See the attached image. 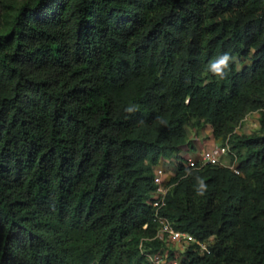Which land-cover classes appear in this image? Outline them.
Here are the masks:
<instances>
[{
	"label": "trees",
	"instance_id": "1",
	"mask_svg": "<svg viewBox=\"0 0 264 264\" xmlns=\"http://www.w3.org/2000/svg\"><path fill=\"white\" fill-rule=\"evenodd\" d=\"M165 161L180 264H264V0H0V264H150Z\"/></svg>",
	"mask_w": 264,
	"mask_h": 264
},
{
	"label": "built area",
	"instance_id": "2",
	"mask_svg": "<svg viewBox=\"0 0 264 264\" xmlns=\"http://www.w3.org/2000/svg\"><path fill=\"white\" fill-rule=\"evenodd\" d=\"M258 121L259 111L247 114L242 120H251V116ZM241 122V123H242ZM241 123L237 126L239 129ZM236 129V130H237ZM187 164L193 168H199L205 164L220 165L231 169L238 174L236 167V155L231 149L228 139L224 143L212 142L201 149L195 158H187ZM165 169L157 164L153 170V181L155 188L150 192L148 203L155 209L154 220L157 223L153 239L162 242V247L153 252H145L150 264H180L182 254L189 245H195L199 253L204 254L210 251L214 238L209 236L198 239L193 234L175 228L172 222L160 215L159 209L165 204V196L170 189V184L165 180Z\"/></svg>",
	"mask_w": 264,
	"mask_h": 264
},
{
	"label": "rangeland",
	"instance_id": "3",
	"mask_svg": "<svg viewBox=\"0 0 264 264\" xmlns=\"http://www.w3.org/2000/svg\"><path fill=\"white\" fill-rule=\"evenodd\" d=\"M250 118L251 120L248 119L241 123L239 129L237 130L238 133L248 134L257 130L259 123L258 121H256V117L252 115ZM208 130H209L208 128H205L199 133H194V130L192 128H187L188 134L191 138L192 148L185 147L182 152L183 157H185L186 159L195 158V156H197L198 152L201 149L206 147L208 144L214 142V140L213 141L211 140ZM178 160H179L178 157L175 158V161ZM172 165L173 162L171 163V161H167V162L165 161L162 164H160V166L165 169V175H164L165 179L170 175H172L173 173V170L171 169Z\"/></svg>",
	"mask_w": 264,
	"mask_h": 264
},
{
	"label": "crops",
	"instance_id": "4",
	"mask_svg": "<svg viewBox=\"0 0 264 264\" xmlns=\"http://www.w3.org/2000/svg\"><path fill=\"white\" fill-rule=\"evenodd\" d=\"M209 129V128H208ZM209 131V130H208Z\"/></svg>",
	"mask_w": 264,
	"mask_h": 264
}]
</instances>
